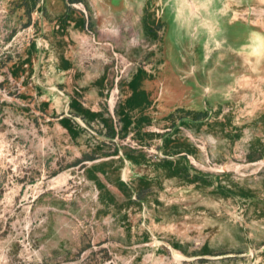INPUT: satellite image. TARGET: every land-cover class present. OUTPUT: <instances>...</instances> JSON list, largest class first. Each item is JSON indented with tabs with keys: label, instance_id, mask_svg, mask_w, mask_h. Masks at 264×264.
Here are the masks:
<instances>
[{
	"label": "rangeland",
	"instance_id": "1",
	"mask_svg": "<svg viewBox=\"0 0 264 264\" xmlns=\"http://www.w3.org/2000/svg\"><path fill=\"white\" fill-rule=\"evenodd\" d=\"M187 2L171 48L103 0H0V264H264V0ZM133 81L173 98L139 129Z\"/></svg>",
	"mask_w": 264,
	"mask_h": 264
},
{
	"label": "crops",
	"instance_id": "2",
	"mask_svg": "<svg viewBox=\"0 0 264 264\" xmlns=\"http://www.w3.org/2000/svg\"><path fill=\"white\" fill-rule=\"evenodd\" d=\"M103 1L106 7L110 8L109 13L111 15L116 14L118 20L126 17L125 22L129 20V22L133 24L132 28L134 30L145 31L147 28H150L151 31L157 30L158 28L164 30L163 39L160 41V44L164 47H175V45L172 44L167 46L163 41L166 38H175L176 33L172 32L179 31L183 28L182 25H188L195 20V13L189 12V3L187 2L189 0ZM192 2L195 5V1ZM167 92L163 90L159 97H157L158 95L155 92H151L146 86L141 87L138 81H133L129 86V92L125 96L126 99L123 108H120L121 117L129 121V125L139 129L145 119L144 115H146V111L154 109V106L159 101L162 102L164 100L161 110L167 111L166 104L171 103L173 100L172 96H168ZM70 102L72 101L70 100ZM68 108H71L70 104ZM135 112L139 113L140 116H130ZM69 115L71 116V114ZM184 163L185 165L188 164L185 160ZM189 171L192 173L191 170ZM192 174L195 173L193 172Z\"/></svg>",
	"mask_w": 264,
	"mask_h": 264
},
{
	"label": "trees",
	"instance_id": "3",
	"mask_svg": "<svg viewBox=\"0 0 264 264\" xmlns=\"http://www.w3.org/2000/svg\"><path fill=\"white\" fill-rule=\"evenodd\" d=\"M187 163H188V161H187V158L186 157H184L183 158ZM186 167L188 168V170H190V168H189V165L188 164H186ZM195 176L196 177H199V178H202V176L200 175V174H198V173H195ZM220 189V188H219Z\"/></svg>",
	"mask_w": 264,
	"mask_h": 264
},
{
	"label": "clouds",
	"instance_id": "4",
	"mask_svg": "<svg viewBox=\"0 0 264 264\" xmlns=\"http://www.w3.org/2000/svg\"><path fill=\"white\" fill-rule=\"evenodd\" d=\"M257 49H254V51H256Z\"/></svg>",
	"mask_w": 264,
	"mask_h": 264
},
{
	"label": "bare ground",
	"instance_id": "5",
	"mask_svg": "<svg viewBox=\"0 0 264 264\" xmlns=\"http://www.w3.org/2000/svg\"><path fill=\"white\" fill-rule=\"evenodd\" d=\"M192 3V2H191ZM193 4V3H192ZM194 5V4H193Z\"/></svg>",
	"mask_w": 264,
	"mask_h": 264
}]
</instances>
